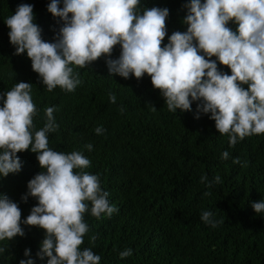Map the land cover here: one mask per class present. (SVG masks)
Here are the masks:
<instances>
[{"label":"trees","instance_id":"1","mask_svg":"<svg viewBox=\"0 0 264 264\" xmlns=\"http://www.w3.org/2000/svg\"><path fill=\"white\" fill-rule=\"evenodd\" d=\"M188 2L141 0V10H169L161 46L173 32L186 31L183 5ZM49 3L0 0V94L16 83H30L38 110L35 129L44 126L45 110L55 107L59 128L49 134V147L64 153L82 151L91 162L85 171L99 175L110 204L118 207L111 217L85 214L89 232L80 248L100 255V264H264V214H256L251 207L264 199V134L230 147L228 136L218 133L208 115L194 118L195 103L191 111L169 112L149 76L110 77L103 56L86 68L73 66L81 80L73 92L59 87L47 91L26 54H15L4 22L17 6L32 5L42 38L52 42L62 22L47 11ZM229 27H234L231 22ZM119 54L117 45L110 58ZM218 69L230 74L226 66L218 64ZM109 92L116 95L115 104L109 101ZM121 105L126 108L124 114L119 111ZM100 126L105 129L103 135L95 133ZM88 144L93 146L91 151L85 147ZM224 151L229 152L227 160L221 158ZM36 155L18 152L21 170L0 177V195L18 204L21 220L37 203L33 197L22 200L27 183L42 170ZM235 158L241 164H233ZM245 162L247 166H242ZM201 176H207L206 183H201ZM217 176L219 183L214 182ZM203 211H212L222 223L215 229L205 225L200 219ZM21 226L23 237L0 242V246L7 244L0 264H19L26 248L32 257L39 250L44 230ZM129 248L133 254L121 259L119 253ZM36 264H47V258Z\"/></svg>","mask_w":264,"mask_h":264},{"label":"clouds","instance_id":"2","mask_svg":"<svg viewBox=\"0 0 264 264\" xmlns=\"http://www.w3.org/2000/svg\"><path fill=\"white\" fill-rule=\"evenodd\" d=\"M140 4L141 0H50L47 11L62 22L52 42L42 38L32 5L17 6L4 23L15 54H26L49 92L57 87L73 92L81 84L73 66L86 68L103 56L110 77L149 76L169 112L191 111L195 103L194 118L208 115L218 133L228 136L230 147L264 134V0H189L183 5L186 31L173 32L163 46L169 10H141ZM117 45L119 57L111 59ZM218 64L230 74L219 70ZM108 98L116 103L114 93L109 92ZM0 104V177L21 170L17 153L25 150L37 154L42 169L22 196L25 202L29 197L37 201L24 220L18 204L0 195V242L23 237L21 225L35 226L44 230L39 250L32 257L26 248L19 264L45 258L47 264H100V255L80 248L89 232L84 216L90 212L97 219L111 217L119 209L110 204L99 175L85 171L90 160L80 150L64 153L49 147V134L59 128L57 109L48 107L44 126L36 130L33 120L38 110L30 83H16L0 94ZM119 111L124 114L125 106ZM104 131L102 126L95 128L97 135ZM85 147L91 151L93 146ZM221 158L227 160L229 152ZM232 162L241 164L239 158ZM207 179L201 176V183ZM214 182L219 183L220 177ZM251 207L264 214V199ZM200 219L213 229L222 223L212 211H203ZM6 251L7 244L0 246V255ZM132 254L130 248L119 253L121 259Z\"/></svg>","mask_w":264,"mask_h":264}]
</instances>
